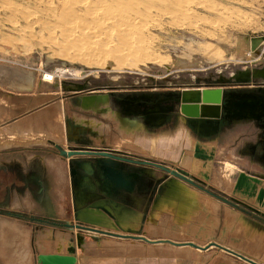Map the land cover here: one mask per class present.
<instances>
[{
  "label": "crops",
  "instance_id": "1",
  "mask_svg": "<svg viewBox=\"0 0 264 264\" xmlns=\"http://www.w3.org/2000/svg\"><path fill=\"white\" fill-rule=\"evenodd\" d=\"M43 95L24 97L12 106L7 105L0 115V219L14 221L21 227L17 231L12 226H1L0 264H29L32 241L39 247V254H55L52 247L56 250L64 246L67 250L70 245L61 244L67 242L63 231L74 223L75 216L89 224L115 227L106 215L84 204L96 195V187L106 191L107 209L126 234L146 237L151 236L150 228H162L174 232L165 234L164 239L188 240L196 246L214 243L255 264H264V148L259 146V123H219L210 133L192 129L198 132L192 138L184 120L171 122L165 133L168 137L183 134V139L199 149L184 160L189 165L183 170L186 180L170 175L163 181L164 170L157 167L146 178L145 155L113 147L117 143L109 134L117 124L122 134H135L139 151L142 125H122L117 114L114 123L105 118L102 110L84 109L81 100L85 97L67 96L46 102ZM109 100L108 115L118 110ZM79 118H94L102 126L93 124L85 129L77 121ZM36 128L40 134H36ZM235 128L231 151H219L227 146L225 133ZM37 135L46 143L34 150L29 141ZM120 140L124 142L122 137ZM72 151L104 153L122 162L94 154L70 158L63 154ZM99 161H110L121 172L125 180L122 190L117 191L110 183L105 185L95 167ZM216 161L223 163L221 171L226 173V180L211 177L207 170ZM72 177L79 181L80 190H72ZM211 190L225 199L217 200ZM119 194H123V201L117 198Z\"/></svg>",
  "mask_w": 264,
  "mask_h": 264
},
{
  "label": "rangeland",
  "instance_id": "2",
  "mask_svg": "<svg viewBox=\"0 0 264 264\" xmlns=\"http://www.w3.org/2000/svg\"><path fill=\"white\" fill-rule=\"evenodd\" d=\"M197 1L195 0L196 4L194 0L189 1L188 11H186V14L189 13L188 15L160 10L156 12L153 9L150 21L145 22V28L141 30L148 39L146 52L151 53L150 59L134 62L133 57H128L124 64L116 61L115 56H106L97 63L94 59L91 61V57L89 58L91 51L89 52L88 49L84 51V48L88 47V43L108 39L107 35L87 42L76 41L77 46L73 47L68 45V41H64L60 30L54 27L53 21L41 20L42 25L41 21H38L41 19L38 12L32 10L35 12L34 15L25 20L21 12L16 9L0 8V63H3V66L0 64L3 67L0 68V115L7 105L12 106L18 100L27 96L34 97L35 94H44L43 101L46 102L67 96H107V99H110L109 103L118 107L116 112H119L118 102L144 104L149 107L170 105L173 110L168 113V119L161 128L145 125L144 129H141L142 132L139 131L143 134V141H139L142 145L139 151L136 147L138 142L135 140V134H122L117 124L113 125L114 130L112 129L109 135L113 137L114 143H117L113 146L115 149L126 150L128 148L127 150L135 154L145 155L148 162L146 178H148L151 169L155 167L154 165L161 164V167L167 170H184L185 168L184 171H186L189 165L185 164L184 160L191 153H195L199 149L198 146L183 139L186 138L183 134L175 138L165 134L168 127H171V122L175 120L185 121L188 129L193 133L192 138L196 136L194 134L198 133L192 130L186 118L178 114L179 105H177L176 99L183 88L220 87L225 92L264 88V78L254 77L251 74L254 71L264 72V0ZM205 1H209L213 7L217 6L214 10H206L200 5ZM189 8L194 9V16ZM161 12L164 14L160 15ZM147 24L148 26H146ZM255 40L258 43L252 46V42ZM182 61L185 65L179 67L178 64ZM233 64H238L243 68L248 67L247 72L251 75L250 79L248 78L249 80L246 82L235 80L230 71ZM57 69L62 73L56 72ZM18 72H27L32 76L33 82L30 90H22L16 86L15 80L17 79L16 75H19ZM73 72L75 73L73 74ZM45 74H55L51 84L43 81ZM116 112L105 115V118L114 121ZM58 115L60 117V114ZM253 122L258 124L257 121ZM220 123L222 125L229 124L225 121H220ZM260 128L262 132H259V135L261 134L260 142H262L264 141V128L262 126ZM235 129L234 131L230 129L225 133L224 140H226L227 146L220 147L219 151H231L229 149L234 145L231 138L234 132L237 133V128ZM36 130V134L41 133L39 129L36 128ZM33 131L35 130L33 129ZM99 132L101 135L104 134L103 130ZM38 137L40 136H34L29 141V144L34 146L32 147L34 150H39L41 145L46 143L45 139ZM120 137L124 139V142L127 141L124 143ZM157 138L160 139V142L156 141ZM223 166L221 162L213 163L212 166L210 163L207 170L211 173V177L216 175L219 177V181L220 179L226 180V173L221 171ZM188 171L190 172V170ZM166 177L168 178L170 175L163 171V181ZM72 178V190H80L79 181L77 182L75 177ZM89 184L90 189H93L92 182ZM95 194L91 197V201L84 203L85 206L95 207L109 220L111 219L115 227L89 224L75 216L74 223L68 230L63 231V238L67 242L61 243L70 245L72 253L66 252L64 246L61 249L56 248V250L52 247L55 255H72L76 259L75 264L248 263L220 248L208 247L199 250L185 245L183 247L172 245L167 241L183 244L188 240L179 242L173 239H164L165 234H174V232L170 230V233L165 232L162 231V228L159 230L150 228L151 236L146 237L141 234H126L124 229L119 226L118 219L107 209L106 191L96 187ZM210 194L216 196L217 200L225 199V196L213 190ZM117 198L124 200L123 194H119ZM74 224L123 236L142 237L150 242L87 232L73 228ZM165 228L168 230L170 227L165 226ZM205 245L198 247H205ZM29 251L32 253L29 264H38L37 258L40 249L34 246V241L30 243Z\"/></svg>",
  "mask_w": 264,
  "mask_h": 264
},
{
  "label": "bare ground",
  "instance_id": "3",
  "mask_svg": "<svg viewBox=\"0 0 264 264\" xmlns=\"http://www.w3.org/2000/svg\"><path fill=\"white\" fill-rule=\"evenodd\" d=\"M189 1L190 0H0V8L6 10L16 9L21 12L22 17L25 20L34 15L35 12H38L41 18L38 21H53L54 27L60 30V35L64 41H68V45L73 47L77 46L76 41L87 42L88 40L107 35L108 39H100L98 42L93 41L88 43L89 45L87 48H84V51H87V49L89 52L91 51V54H88L89 58L91 57V61L94 59L97 63L101 62L106 56H115L116 61H119L120 64H124L128 57H133L134 62H142V59L146 58L150 59L151 53L146 52L148 39L141 30L145 28V22L147 23V21H150L149 19L152 17L153 9H155L156 12H159L160 10L163 12H180L184 15H188L189 13L186 14V11H188L187 6ZM209 1L200 4L201 7L206 10H214L217 5H214L213 7L210 5ZM197 3L199 2L197 1ZM189 10L192 14L195 13L193 8H189ZM159 14L161 15L164 13L161 12ZM183 18L185 19L184 16ZM42 21L40 22L41 24ZM46 23L48 24V22ZM146 26H148V24ZM256 43H258V41H253L252 46ZM0 64L2 65L3 63ZM178 65L179 67H183L185 63L182 61ZM2 66H0V68H3ZM248 69V67L243 68L238 64H233L230 71L235 80L246 82L250 79L249 76H251L250 73L247 72ZM56 72L62 73L59 69H57ZM18 73L19 75H16L15 73L17 78L15 80L16 86L22 90H30L33 82L32 76L27 72ZM74 73L75 72H73V74ZM251 74L254 75V77L257 76L264 78V72L261 71H254L251 72ZM54 75L55 74H45L43 81L51 84ZM221 89L222 88L219 87L197 89L183 88L177 103L179 105L178 114H181L183 117H197L200 114V106H205L207 110L208 108L215 106V104L210 102H202L203 94L208 98H212ZM81 101L84 109L90 108L94 111L102 110V112L106 113L104 116L110 111L106 96L92 95L83 98ZM123 106L124 107H122L119 112H116V114L121 117L119 120L120 124L123 125V123L129 124L133 122V124L135 123L136 125L140 124L143 127L148 125L152 128H159L165 124L164 122L168 119V113L173 110L171 106L156 107L155 109L147 110L146 114L140 117L137 115V112L133 110L136 106H139V104H128L125 102L123 103ZM77 121L79 124L85 126V129L86 126L92 128L94 126L93 124L100 127L102 126L101 123L97 122L94 118H79ZM2 225L12 226L13 230L16 229L17 231L21 229L20 225L16 222L4 218L0 219V228ZM70 251H72L71 247L66 250V252Z\"/></svg>",
  "mask_w": 264,
  "mask_h": 264
},
{
  "label": "water",
  "instance_id": "4",
  "mask_svg": "<svg viewBox=\"0 0 264 264\" xmlns=\"http://www.w3.org/2000/svg\"><path fill=\"white\" fill-rule=\"evenodd\" d=\"M220 88V87H219ZM181 93V92H180ZM180 93L178 98L176 99V103L179 101ZM91 96V95H89ZM88 96V97H89ZM94 96V95H93ZM107 97V96H106ZM202 102H210L215 104L211 108H207L205 106H200V114L197 117L190 118L184 117L188 120V123L192 129L197 131L203 130L205 133H210L215 128V125L220 123V121H225L229 124L234 123H241V122H252V121H264V88L259 87L256 90H233L230 92H225L222 88L215 96L212 98H208L206 95L203 94ZM178 105V104H177ZM210 107V106H208ZM214 127V128H213ZM63 154L70 158L72 156H90L91 154L100 155L101 157H105L109 160H115L122 162L120 159L116 157L108 156L104 153H95V152H81V151H72V152H63ZM125 163V162H124ZM155 167L162 169V171L168 172L169 175L178 178L179 180H186V172L182 169L176 170H167L164 167H160L158 165H154ZM97 171L99 172V176L101 177L102 181L107 184H113L117 191L122 190L124 187L125 180L123 179L121 172L117 170V168L113 167V164L108 161H99L98 164L95 165ZM71 173H74L75 170L73 166H71ZM70 227V226H69ZM75 228L84 230L87 232H96L98 234H103L106 236H113L117 238H132V239H139L143 241H149L148 239H144L142 237L136 236H123L115 233L104 232L101 230H97L94 228H88L81 225L74 224ZM150 242V241H149ZM168 243L175 245V246H190L195 249H206L208 247H215L224 249L221 246H218L214 243L209 244L205 247H198L192 243L185 242L183 244H175L173 242L167 241ZM226 250V249H224ZM73 251V250H72ZM72 251L68 253H72ZM228 251V250H227ZM232 255L239 257L240 259L254 264L250 260L246 259L242 255H237L231 251H229ZM75 257L72 255H61V254H53V255H45L39 254L37 258L38 264H75Z\"/></svg>",
  "mask_w": 264,
  "mask_h": 264
},
{
  "label": "flooded vegetation",
  "instance_id": "5",
  "mask_svg": "<svg viewBox=\"0 0 264 264\" xmlns=\"http://www.w3.org/2000/svg\"><path fill=\"white\" fill-rule=\"evenodd\" d=\"M117 105L119 106V111L121 110L122 107H124L122 102H118ZM156 107H160V106H154V107L151 106V107H149V106H146L144 104L143 105L142 104L141 105L139 104V106H136L133 110L135 112H137V115L138 116L142 117V115H145L146 114V111L147 110H149V109H155ZM258 123H259V126H262L264 128V121H260ZM263 139H264V137H263ZM259 146H260V148H264V141L260 142L259 143Z\"/></svg>",
  "mask_w": 264,
  "mask_h": 264
}]
</instances>
